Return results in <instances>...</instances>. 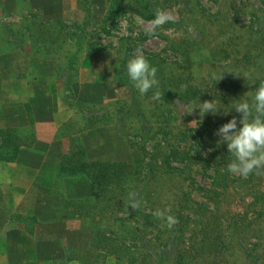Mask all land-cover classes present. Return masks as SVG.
<instances>
[{
    "label": "rangeland",
    "instance_id": "obj_1",
    "mask_svg": "<svg viewBox=\"0 0 264 264\" xmlns=\"http://www.w3.org/2000/svg\"><path fill=\"white\" fill-rule=\"evenodd\" d=\"M82 1L0 0V140L21 144L13 161H0V264H127L110 249L116 234L123 235L116 217H127L137 195V213L170 208L185 217L168 227L153 215L148 247L125 242L132 253L166 249L164 264H264V173L233 175L226 145L217 147L215 134L210 140L240 116L231 102L264 79V0H150L159 13L151 21L132 10L133 0H121L111 26L112 0H87L88 15ZM85 15L80 41L77 26ZM127 37L138 45L135 55L166 61L170 83L184 79L180 91L185 83L203 90L201 102L219 95L228 115L200 117L198 109H184L198 98L153 100L155 89L140 94L127 85L121 75ZM49 118L56 122L53 138L47 125L35 124ZM189 131L199 134V151L165 168L160 153L187 151L182 135ZM69 136L80 139L93 162L87 175H68L79 169L68 163ZM40 140L44 145L30 151ZM215 161L221 162L216 174ZM119 164L134 173L122 188Z\"/></svg>",
    "mask_w": 264,
    "mask_h": 264
},
{
    "label": "trees",
    "instance_id": "obj_2",
    "mask_svg": "<svg viewBox=\"0 0 264 264\" xmlns=\"http://www.w3.org/2000/svg\"><path fill=\"white\" fill-rule=\"evenodd\" d=\"M121 0H112L111 3V7H110V18H111V22L109 23V26L113 25L116 19L117 22V18H118V14H117V10L119 8V4H120ZM84 3V12L89 13V9H90V5L88 4L87 0H83L82 1ZM116 2V5H115ZM153 5H151V1L150 0H133L132 1V10H134V12L140 16V18L144 19V20H153V19H158V12L152 8ZM115 9H116V15H115ZM88 15V14H87ZM87 15H85V17H83L81 23L77 26V29L79 30V34L76 35V39L77 40H81L82 35L85 32V27L88 26V21H87ZM49 25V23H47ZM54 24V23H52ZM55 24H60L62 26H64L63 21H57L55 22ZM117 24V23H116ZM168 24H173V22L170 21H162L161 25L162 26H166ZM160 25V26H161ZM43 26V24L41 25ZM45 26V25H44ZM84 37V36H83ZM126 48H125V57L122 59L123 63H122V71H121V75L123 77V79L125 80L126 84L129 85L131 88H133V86L131 85V83L128 81L126 73L124 71V64L127 60V58L129 56L135 55V51L138 48V45L135 44L134 39L131 37H127L126 39ZM180 55H183L180 54ZM146 57L151 61L152 64H154L157 69V76L159 78V90L163 93L162 98L165 99L166 101H170L172 99L175 98H190L191 100H195L198 98V94L203 91V90H195V88H193V86H186L187 83L184 84V86L182 87L183 89H181L180 91V87L179 84L184 82V79H178L176 82V85L174 83H170L166 78L167 75H164L165 71H167L166 68V61L163 59H157L155 54H149L146 55ZM178 62L176 61H172L171 65H177ZM167 74V72H166ZM187 81L189 80V77L186 78ZM264 80V79H263ZM210 85H208L206 88H212L214 91V88H217V86L212 83L209 82ZM175 86V90H173V87ZM220 87V86H219ZM199 92V93H198ZM219 95H214V99H217ZM179 98V99H180ZM133 106L137 107L136 105V100H133ZM3 130H1L0 132H2ZM5 132H9L8 130H4ZM191 131L187 132L186 134L184 133L182 135L184 140H187L188 143H186V148L185 150L187 151H175L174 149H171L168 153H164L163 155L160 153L161 151V147H159L158 145H155L154 147H152V153L151 155H153L155 157L158 156V154L160 153V157H158L159 163L161 165H163L165 168H169V162H171L173 159L175 160L177 156H181V160H189L190 158L192 159V155L196 154L199 151V146L200 144L197 143L198 140V136L199 134H197L196 132V136H194L192 133H190ZM210 133V132H209ZM147 134V133H146ZM216 140V136H214V133L211 134V141ZM33 140V139H32ZM69 140V145H70V151L72 154V158H70L68 160V163L70 164V166H74V167H78V170H70L68 175H72V176H77L79 174H84L87 175L90 172L85 171V167L86 166H90L93 162L92 161H86V156H85V151L83 149L82 146V142L80 141V139L78 137H72L69 136L68 137ZM145 144V143H143ZM21 144L19 143H10L9 140H0V151L1 152H6L3 153V155H0V161H6V162H10L13 161L14 158L16 157L18 150L20 148ZM131 146V145H130ZM196 148V150H193V148ZM208 148V147H207ZM208 152H209V156H212V158L215 156V151L212 149V147L208 148ZM7 153L11 154L13 153L12 156L7 155ZM198 158H200V156H197ZM220 161V160H219ZM221 165V162H216L215 161V167H214V171L213 173H217V167L219 168ZM126 165L125 164H119L118 169H116V184H118L119 188L123 187V184L126 182V180H124V177H133L134 173L133 172H127L125 173L126 170ZM132 197H134V194H132L131 192L129 193ZM139 200V195L135 196V199L133 201V205H135V207H133V205L130 207L129 212L127 213V217H123V218H118L116 217V222H118V225L116 226V230L120 231V233L123 231V235L121 236L122 238L119 239V236L116 234V249H110L112 254L119 260H124L127 264H148L147 262L150 263V261L154 260V262H156L155 264H164L168 259H169V254H166V249H163L161 251H159L158 253H155L152 256V253H142V252H134L132 253L130 250V246L126 245L125 242H127L128 240L131 241H144L143 243L146 244V247H148V240H147V234H148V230L147 228L149 225V219L151 217H153V215L149 214V213H137L136 210V204L137 201ZM95 204H82V208L83 210L86 211H90L91 209L95 208ZM123 209V208H122ZM121 207H118V210H122ZM180 209H183L182 206H180ZM97 210V207L94 209ZM154 209H152L153 212ZM185 210V208H184ZM85 212V211H84ZM178 215H176L177 220L179 221L182 217H185L184 213L183 215L179 212H177ZM137 217V218H136ZM133 222V226L129 225L128 223ZM131 224V223H130ZM96 231L99 232L101 235L104 233V230H102L100 227H96ZM131 233V236H129ZM105 234V233H104ZM130 242V241H129ZM136 256V257H135ZM67 260L69 261V257H67ZM152 264V263H150Z\"/></svg>",
    "mask_w": 264,
    "mask_h": 264
},
{
    "label": "clouds",
    "instance_id": "obj_3",
    "mask_svg": "<svg viewBox=\"0 0 264 264\" xmlns=\"http://www.w3.org/2000/svg\"><path fill=\"white\" fill-rule=\"evenodd\" d=\"M123 67L128 81L140 94L155 89L152 99L162 98L163 93L159 90L160 81L157 76L158 69L146 56H129ZM222 71L226 70L221 69L218 73L219 79ZM231 104L230 109H234L240 116H231L214 133L219 137L216 141L217 147L221 144L226 145L228 153L233 157L226 165L227 170L239 176L264 173V80H261L249 95L244 94L238 100H233ZM221 105L222 103L214 97L202 102L198 98V103L185 102L184 109L187 113L198 109L200 117L208 113L228 115L230 109L226 110ZM192 122H197L196 125L199 123L198 120ZM153 215L162 218L168 227L177 223V218L171 214L170 208H156L153 210Z\"/></svg>",
    "mask_w": 264,
    "mask_h": 264
},
{
    "label": "crops",
    "instance_id": "obj_4",
    "mask_svg": "<svg viewBox=\"0 0 264 264\" xmlns=\"http://www.w3.org/2000/svg\"><path fill=\"white\" fill-rule=\"evenodd\" d=\"M28 118V117H27ZM29 122V121H28ZM23 123V122H22ZM38 123H43V125H47L48 126V128L50 129L49 130V133H50V136H52V138H53V135H54V132H55V129H56V125H55V120L54 119H51V118H49V119H44L43 121H40V122H37V123H35V124H38ZM30 124L31 123H23V124H21L20 126H23V127H29L30 126ZM15 125V124H14ZM32 125V124H31ZM52 125V126H51ZM15 126H17V125H15ZM9 127H11V126H9ZM40 139V138H39ZM47 140V139H46ZM42 141V142H41ZM52 140H49V141H47L46 143H50ZM44 144H43V140H40V141H38L37 143H35V145L33 146V148L34 149H31L30 148V151H32V150H36L37 148H41L42 146H43ZM29 151V152H30ZM11 163H13V162H11ZM72 178V177H71Z\"/></svg>",
    "mask_w": 264,
    "mask_h": 264
}]
</instances>
